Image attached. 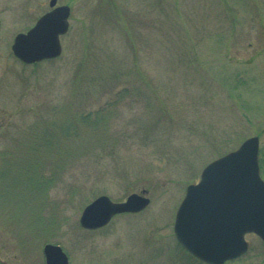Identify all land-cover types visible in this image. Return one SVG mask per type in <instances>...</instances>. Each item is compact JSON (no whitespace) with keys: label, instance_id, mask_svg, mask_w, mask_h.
Segmentation results:
<instances>
[{"label":"rangeland","instance_id":"rangeland-1","mask_svg":"<svg viewBox=\"0 0 264 264\" xmlns=\"http://www.w3.org/2000/svg\"><path fill=\"white\" fill-rule=\"evenodd\" d=\"M0 0V259L45 264H202L175 241L188 184L259 135L264 157V0H75L58 58L26 65L12 43L49 0ZM65 2V0H60ZM90 114L73 137L71 120ZM148 190L140 212L80 223L100 195ZM221 264H264V243Z\"/></svg>","mask_w":264,"mask_h":264},{"label":"water","instance_id":"water-1","mask_svg":"<svg viewBox=\"0 0 264 264\" xmlns=\"http://www.w3.org/2000/svg\"><path fill=\"white\" fill-rule=\"evenodd\" d=\"M56 0H52L54 7ZM71 8L55 6L13 41L14 55L32 64L61 55V35L69 29ZM1 24V22H0ZM260 137L251 136L236 149L205 166L197 183L188 185L175 220V232L192 253L211 263H223L244 254L247 233L264 241V178L259 161ZM148 190L133 192L123 201L100 195L88 203L80 216L87 228L107 224L113 215L137 212L150 203ZM47 264H70L62 246L47 243Z\"/></svg>","mask_w":264,"mask_h":264},{"label":"flooded vegetation","instance_id":"flooded-vegetation-1","mask_svg":"<svg viewBox=\"0 0 264 264\" xmlns=\"http://www.w3.org/2000/svg\"><path fill=\"white\" fill-rule=\"evenodd\" d=\"M9 4H15L14 0H8ZM49 4H52V0H49ZM55 4H68L71 7V16H70V21L73 20V14H74V6L73 4H75V0H65V2H61L60 0H56ZM52 7L50 6L49 9L45 10L42 14H40V16L37 18V20L47 11H49ZM2 19V17H1ZM107 225L100 227V228H105ZM174 230V227H173ZM174 236H175V241L178 242V244L180 245V247H182L183 249H185V251L190 255L191 258L200 261L202 264H212L210 262H207L205 260L200 259L199 257H197L196 255H194L192 252H190L176 237L175 232H174ZM68 253V252H67ZM69 255V253H68ZM70 257V255H69ZM71 259V257H70ZM0 264H7L3 259H0ZM99 264H132V262L129 263H122L120 262L118 259H116L115 257L112 258H108L107 260H104L102 263Z\"/></svg>","mask_w":264,"mask_h":264},{"label":"trees","instance_id":"trees-1","mask_svg":"<svg viewBox=\"0 0 264 264\" xmlns=\"http://www.w3.org/2000/svg\"><path fill=\"white\" fill-rule=\"evenodd\" d=\"M38 64L39 63H36L34 65H38ZM90 116H91L90 114L79 113V117H73V120H71V123H70V125H71L70 127H71L73 137L78 135V131H79L78 125H79V127H81V125L91 124V121H89ZM261 167H262V170L264 172V158L263 159L261 158Z\"/></svg>","mask_w":264,"mask_h":264}]
</instances>
